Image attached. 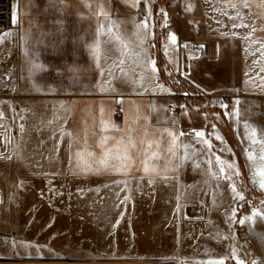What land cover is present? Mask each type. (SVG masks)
I'll list each match as a JSON object with an SVG mask.
<instances>
[{"label":"rangeland","instance_id":"obj_1","mask_svg":"<svg viewBox=\"0 0 264 264\" xmlns=\"http://www.w3.org/2000/svg\"><path fill=\"white\" fill-rule=\"evenodd\" d=\"M66 1L15 0L12 30L22 5ZM176 2V25L156 41L180 31L209 53L196 65L184 55L169 82L178 98L217 115L203 136L219 163L228 160L233 186L213 189L218 202L187 187L168 218L162 204H123L119 219L101 220V184L83 181L100 158L89 156L101 152L100 125L73 122L64 98L27 101L16 81L3 85L0 56V264H264V0ZM101 231L121 233L123 251L101 252Z\"/></svg>","mask_w":264,"mask_h":264},{"label":"crops","instance_id":"obj_2","mask_svg":"<svg viewBox=\"0 0 264 264\" xmlns=\"http://www.w3.org/2000/svg\"><path fill=\"white\" fill-rule=\"evenodd\" d=\"M164 1L174 3L173 9L167 10ZM176 4L67 0L22 5L19 28L0 36L3 85L16 81L27 101L64 98L77 119L73 122L100 125L101 152L89 153L100 158L85 169L83 181L101 184V220L119 219L123 204H162L167 216L161 218H168L170 204L180 202L187 187L206 189L214 197V188L233 186L228 160L219 163L217 150L203 136L217 115L178 98L169 82L186 66L184 55L194 57L196 65L209 53L180 31L156 41L159 30L176 25L169 15ZM194 142L198 146L192 147ZM192 213L199 216L202 209ZM121 244V233L101 231V252L123 251L115 247Z\"/></svg>","mask_w":264,"mask_h":264},{"label":"built area","instance_id":"obj_3","mask_svg":"<svg viewBox=\"0 0 264 264\" xmlns=\"http://www.w3.org/2000/svg\"><path fill=\"white\" fill-rule=\"evenodd\" d=\"M15 0H0V36L17 26ZM185 72V71H184ZM183 74V72L181 71Z\"/></svg>","mask_w":264,"mask_h":264},{"label":"snow or ice","instance_id":"obj_4","mask_svg":"<svg viewBox=\"0 0 264 264\" xmlns=\"http://www.w3.org/2000/svg\"><path fill=\"white\" fill-rule=\"evenodd\" d=\"M173 39H175V37H173ZM97 51H98V50H97ZM252 134L255 135V130H253V133H252ZM196 135H197V136H201L202 133H196ZM169 151H171V149H169ZM251 158H252V157H251V155H250V156H249V159H251ZM261 159H264V156H262ZM118 170H119V169H118ZM145 170L147 171V167H146ZM261 175H264V170H261ZM261 187L264 188V182L261 183ZM219 264H223V262L221 261V262H219ZM237 264H242V262H241V261H238ZM253 264H255V262H253Z\"/></svg>","mask_w":264,"mask_h":264}]
</instances>
